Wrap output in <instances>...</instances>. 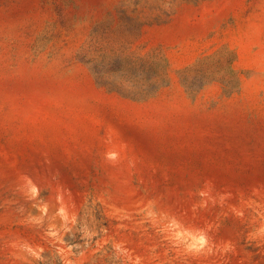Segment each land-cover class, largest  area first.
<instances>
[{"label":"rangeland","instance_id":"1","mask_svg":"<svg viewBox=\"0 0 264 264\" xmlns=\"http://www.w3.org/2000/svg\"><path fill=\"white\" fill-rule=\"evenodd\" d=\"M0 264H264V0H0Z\"/></svg>","mask_w":264,"mask_h":264}]
</instances>
